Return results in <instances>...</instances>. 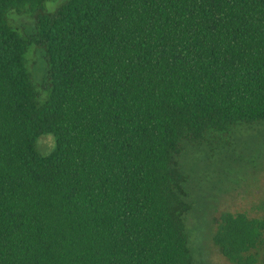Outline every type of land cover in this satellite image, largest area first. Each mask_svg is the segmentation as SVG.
Wrapping results in <instances>:
<instances>
[{"label": "trees", "instance_id": "trees-1", "mask_svg": "<svg viewBox=\"0 0 264 264\" xmlns=\"http://www.w3.org/2000/svg\"><path fill=\"white\" fill-rule=\"evenodd\" d=\"M50 1L0 0V264H196L186 158L264 125V0ZM214 224L264 260V217Z\"/></svg>", "mask_w": 264, "mask_h": 264}, {"label": "rangeland", "instance_id": "rangeland-1", "mask_svg": "<svg viewBox=\"0 0 264 264\" xmlns=\"http://www.w3.org/2000/svg\"><path fill=\"white\" fill-rule=\"evenodd\" d=\"M65 1L52 0L46 8L54 11ZM33 56L28 62L31 69L37 64L36 54ZM55 145L52 134L38 140V150L43 155H49ZM186 161L190 176L187 187L195 202V209L187 216V226L196 264H232L214 246V219L225 211L264 217V125L240 130L229 149L216 146L206 153L194 152ZM258 264H264V260Z\"/></svg>", "mask_w": 264, "mask_h": 264}]
</instances>
